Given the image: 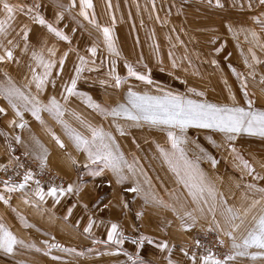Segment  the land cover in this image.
Masks as SVG:
<instances>
[{"label": "rangeland", "instance_id": "rangeland-1", "mask_svg": "<svg viewBox=\"0 0 264 264\" xmlns=\"http://www.w3.org/2000/svg\"><path fill=\"white\" fill-rule=\"evenodd\" d=\"M4 2L15 10L8 38L18 47L14 49V61L0 64V80L7 73L22 87L32 79L29 70V65L33 64L32 51H39L45 45L47 48L55 47L56 53L51 59L56 61V68L44 90L39 93V99L46 103L55 96L64 104L63 97L67 95L65 85L70 86L75 69L80 66V58L83 57L88 63L84 66L76 87V91L82 95L68 97L65 105L68 111L63 119L85 135L90 134L71 113L80 116L86 123L111 132L125 157L130 161L135 157L139 161L144 175L138 173L135 178L129 175L128 180L122 184L116 183V177L109 170L95 176L89 175V170L82 167L83 154L76 152L62 127L47 113H42V117L52 132L64 141L63 149L29 112H25L23 118L27 128L10 126L13 119H16L17 124L21 121L15 117L7 100L0 97V108L6 110V114L0 113V196L7 200V203L0 200V222L25 243L35 245V248L18 245L11 256L0 253V264H133V260L136 264H166L169 259L175 258L176 261L179 253L184 256V261L189 259L193 254L188 251L192 241L211 236L223 237L225 249L219 244L210 245L207 242H203V248H215L219 258L231 253V240L216 229L212 214L207 209L203 214L195 213L198 218L196 226L185 231L181 227V221L170 210L145 204L137 194L125 191L137 181L145 190L150 184L158 197L165 201L169 200V192L175 190L179 195L183 191L157 150V145L170 148L166 131L147 125L135 126L125 120L114 122L111 117L105 118L89 108L82 97L91 96L102 106L112 107L124 102L129 87L152 94H157L155 90L159 87L163 91L178 93L197 101L206 98L210 102L221 104L229 103V94L234 93L242 102L241 79L246 78L248 91L250 95L254 94L253 98L256 100L255 107L264 108V85L259 83L261 77H264V49L252 44L250 37L246 41L243 33L234 35L227 27L231 25L234 32L240 28L252 29L260 35V43L264 44V31L255 23V18L264 19V4L260 0H221L223 7H216L215 0L212 3L209 0H91L92 8L84 10L89 19L94 17L95 24L99 26L96 27L80 15V0H75L74 7L71 6L72 0H0V19L5 18ZM35 5H39V8ZM61 13L63 19L57 22ZM36 15L68 36V41L60 40L50 33L46 25L41 26L34 19ZM25 25L30 29L27 52L22 51L24 41L21 29ZM104 27L111 30L113 42L120 53L118 57L108 52L100 30ZM93 47L97 49L94 57L90 52ZM218 48L222 50L217 52ZM249 48H252L260 63L251 60ZM65 53L67 57L61 71L59 60ZM0 54H3L2 49ZM44 55L46 59L49 58L47 52ZM246 58L252 67L245 66ZM173 59L177 64L175 68L172 66ZM212 61L216 63L213 64ZM126 62L138 72L146 73L150 70L153 84L149 86L130 77L125 67ZM113 68L123 81L119 89L112 86L114 80L109 76ZM251 74H254V79ZM101 80L107 83L102 85ZM189 88L204 92L205 97L193 95L188 91ZM30 90L37 94L34 83ZM114 123L123 126L125 135H120ZM26 129L27 152L23 149V143L18 144L15 140L17 136L21 138L22 131ZM186 136L188 143L182 147L188 158L197 162L215 181L217 189L224 193L229 205L240 207L244 203L241 197L245 195L248 203L253 198H259L258 194L254 196L253 193L246 192L245 185L251 183L257 188H264V179L241 174L235 167L233 155L222 134L207 129L189 128ZM32 137L39 139L48 150L47 167L43 175L39 174L40 164L34 155L40 149L35 146ZM212 141L219 147L214 146ZM55 145L59 151H55ZM233 146L253 165V175L264 177V167H261L264 164V138L242 134ZM200 149H204V152ZM205 153L217 160L215 168ZM69 154L79 160L80 165L74 168L68 158ZM29 170L33 172L35 179L40 180L45 191L49 185L66 187L68 184H80L82 190L79 194H66L58 204L52 197L39 202L38 207L31 203L25 204L23 193L7 192L3 181L11 178L12 182L19 183L23 173ZM125 174L128 175L127 172ZM34 188L35 184L30 181L27 190ZM29 198L35 200V197ZM192 207L194 206L189 203L187 210ZM70 208L72 211L69 215ZM258 212L259 208L253 214ZM21 217L33 227H26ZM90 218L95 223L91 232L85 233L83 230ZM216 219L224 230H231L219 211ZM250 220L251 216L235 233L238 241L246 235ZM111 223L118 224L119 230L128 238L122 245L107 241ZM234 223L240 224V221ZM209 228L212 230L209 231ZM141 236L150 237L154 243L145 242L142 248L138 247L133 241L139 240ZM161 241L168 242L170 254L155 247ZM51 244H59L61 247L49 248L48 245ZM64 249H76V252H83L84 255L79 256ZM184 251L189 255L185 256ZM259 251L261 250L251 248L248 250L249 256L237 257L229 264H264V259L250 258L251 254ZM199 257L197 255V260ZM184 261L181 264H186Z\"/></svg>", "mask_w": 264, "mask_h": 264}, {"label": "snow or ice", "instance_id": "snow-or-ice-1", "mask_svg": "<svg viewBox=\"0 0 264 264\" xmlns=\"http://www.w3.org/2000/svg\"><path fill=\"white\" fill-rule=\"evenodd\" d=\"M209 3H212V0H209ZM260 3L264 4V0H260ZM215 5L216 7H223L221 0H215ZM71 6H75V0H72ZM35 7L39 8V5H35ZM249 7H251V4H249ZM80 8V15L83 16L85 20H88L89 23L99 27L95 24L94 17L89 19L88 13L84 10L85 8H92L91 0H80ZM14 11V8L9 3H3V14L5 18L0 19V49L3 50V54H0V64L6 61H14L15 59L14 49L18 47V45H16L12 39L8 38L11 34L12 21H14ZM29 11L31 12L32 10L29 9ZM34 19L41 26L46 25L48 31L53 33L60 40L68 41V36L52 24L47 23L43 17L36 15ZM61 19H63L62 13L58 15L57 22ZM255 23L259 25L261 31H264V19L255 18ZM227 27L228 31L232 32L234 35L243 33L246 41H248L250 37V42L252 44L264 49V44L260 43L261 37L256 31L240 28L234 32L231 25ZM100 30L103 33L104 42L109 54L118 57L120 53L113 42L111 30L108 27H104ZM21 32L23 33L22 39L24 41L22 51L27 52L29 48L28 38L30 29L25 25L24 28L21 29ZM221 50L222 49L218 48L216 51L219 52ZM248 51L251 53V60L253 62H261L257 60L252 48H249ZM45 52L48 53L49 58L47 59L44 55ZM90 52L94 57L97 49L93 47L90 49ZM55 53V47L47 48L46 45L39 51H32L31 59L33 64L29 65L32 79L31 81H26L22 87L18 86L7 73H4V78L0 80V97L7 100L15 117L19 118L21 121L17 124L16 119H13L10 122V126L15 125L23 129L25 127V123L23 122L24 113L29 112L52 136L56 144L63 149L65 148L64 141L52 132V129L42 117V113H47L62 127L76 152L83 154L84 162L82 167L89 170V175L95 176L104 170H109L116 177L117 184H122L127 181L129 175L133 178H135L138 173L144 175L143 168L139 164V161L135 157H133L131 161L125 157L111 132H106L103 127L86 123L80 116L71 113L90 134L85 135L73 128L63 119L65 113L68 111L65 106L68 97L82 95L76 91V87L77 81L84 71V66L88 63L83 57L80 58V66L75 69V76L71 79L70 86L65 85V92L67 95L63 97L65 101L64 104H61L55 96L51 97L46 103L39 99V93L44 90L52 76L53 69L56 68V61L51 59V57L55 56ZM169 55L171 58V53ZM66 57L67 53L59 60L61 71ZM244 62L246 67H252V64L249 63L247 58ZM114 63L115 61H113V64ZM212 63L215 64L216 62L212 61ZM172 66L173 68L177 67L174 59L172 60ZM125 67L130 77H135L136 80L149 86L153 84L150 70L146 73L138 72L127 62ZM38 69L42 71H38ZM57 75H59V72ZM251 75H253L254 79V74ZM109 76L114 80L112 86L119 89L123 81L121 77L115 73L114 68L109 73ZM33 83L35 84L37 94H33L30 90ZM100 83L103 85L107 82L101 80ZM259 83L264 85V77H261ZM155 91L157 94L139 92L129 87L125 94L124 102L117 103L112 107L102 106L100 103L95 102L91 96L82 97L89 108L98 112L105 118L111 117L114 122L125 120L131 122V124L135 126L147 125L151 128H158L166 131L170 148L157 145V150L164 163L168 166L169 171L173 173L176 184L179 185L183 191L179 195L175 190L169 192L168 201L159 198L150 184L149 188L145 190L138 181L134 186L127 187L125 191L137 194L144 200L145 204H153L170 210L176 218L181 221V227L185 231H190L196 226L198 218L195 213L199 212L203 214L205 209H207V211L212 214L216 229L231 240L232 252L225 254L223 258H219L211 250H207L205 255L199 257V264H229L230 261L236 260L237 257L249 256L248 250L251 248L261 250L250 255L252 260L264 259V188H257L251 183L247 184L245 185L246 192L253 193L254 196L258 194L259 198H253L251 202L248 203V197L245 195L241 197L244 203H242L240 207L229 205L224 193L217 189L215 181L200 168L197 162H193L188 158L184 147H182L188 143L186 132L189 128L207 129L220 133L224 136L225 142L233 155L235 167L241 174L253 176L254 179H264V177L253 175L255 173L253 165L238 152L235 146H233L236 139L242 134L264 138V108L255 107L256 100L253 98L254 94L250 95L248 91L246 78L241 79L240 91L243 96L242 102L237 99L234 93L229 94V103L221 104L210 102L206 98L197 101L178 93L174 94L171 91H163L159 87H157ZM188 91L197 97H205V93L202 91H196L193 88H189ZM262 91H264V89H262ZM0 113L6 114V110L0 108ZM114 126L121 136L125 135V129L122 125L114 123ZM15 140L18 144L22 142L19 136H17ZM32 140L35 146L40 149V151L34 153V155L35 159H37L40 164L41 171L39 174L43 175V171L47 167L48 150L36 137H32ZM212 143L214 146L219 147L214 141H212ZM200 151L203 153L204 149H200ZM205 155L207 156L206 153ZM68 158L74 168L80 165V161L71 156V154H69ZM207 158L211 161L212 167L215 168L217 160L211 156H207ZM261 167H264V164H261ZM126 172L128 175L125 174ZM17 175H20V173H17ZM30 181L35 184V188L28 191L27 189L29 188ZM3 185L5 190L9 193L22 192L23 202L25 204H34L37 207L39 206V202H45L46 197H52L55 203L58 204L60 199L66 194H79L82 190V185L80 184H68L66 187L63 185H49L45 191L44 187L41 186L40 180L35 179L33 172L30 170L23 173L21 182L14 183L11 178H9V180L3 181ZM29 197H35V200ZM0 200L7 203L4 196H0ZM189 203L194 206L191 210H187V205ZM85 207H87V205H85ZM125 207H127V205H125ZM257 208H259V212L253 214L254 210ZM71 211V208L68 209L69 215ZM217 211H219L220 216L224 219V223L230 226V231L224 230L220 221L216 219ZM249 216H251V220L249 221L250 227L247 228L246 235L238 241L235 233ZM20 219L26 227H33V225L28 224L24 220V217ZM237 220L240 221V224L234 223ZM94 223L95 221L90 218L88 225L83 231L85 233H90ZM211 230L212 229L209 228V231ZM127 239L128 238L123 232L119 230L118 224L111 223L110 230L107 232V241L119 246ZM145 242L148 244L154 243V241L147 236H141L139 240L133 241V243L141 248ZM94 243H99V241H94ZM220 244L223 245L222 240ZM18 245L25 248H35L34 244L25 243L24 240L14 235L4 223L0 222V253L11 256L14 254V250ZM196 246L197 248L202 247L199 240H196ZM48 247L60 248L61 246L59 244H51L48 245ZM155 247L159 248L162 252L168 251L169 254L171 253L167 241H161L155 244ZM36 251H39V249H36ZM64 251L73 252L79 256L84 255L83 252H76V249H64ZM184 255L188 256L189 254L187 251H184ZM53 259H58V257H53ZM129 259L133 260L131 256H129ZM189 259H191L192 264H197V255L195 253H193ZM133 264H136L135 260H133ZM168 264H172L170 259Z\"/></svg>", "mask_w": 264, "mask_h": 264}, {"label": "built area", "instance_id": "built-area-1", "mask_svg": "<svg viewBox=\"0 0 264 264\" xmlns=\"http://www.w3.org/2000/svg\"><path fill=\"white\" fill-rule=\"evenodd\" d=\"M196 240H199L201 245L203 244V242H207L210 245H212L213 243L214 244L216 243V244H219V246L221 248L225 249V247H224L225 240L223 239V237H220V236L200 237V238H197ZM196 240L192 241V244L188 247V251L190 253H195L199 256H202V255H205L207 253V250H211L216 255V249L215 248H214L215 250L212 248H209V249H205L203 247L197 248ZM221 240L223 241V245L220 244ZM217 254H220V252Z\"/></svg>", "mask_w": 264, "mask_h": 264}, {"label": "crops", "instance_id": "crops-1", "mask_svg": "<svg viewBox=\"0 0 264 264\" xmlns=\"http://www.w3.org/2000/svg\"><path fill=\"white\" fill-rule=\"evenodd\" d=\"M25 127L27 128V126H25ZM21 139H22V143H23V149L27 152V129L22 131V137H21ZM54 148H55V151H59L57 149V145H55ZM182 260L184 261V256L181 253H179L178 254V259L175 261V258H173L171 261H172V264H179V263L181 264L182 263ZM184 263H186V264H192V261H191V259H188L187 258L184 261ZM166 264H168V261H167ZM197 264H199V260H197Z\"/></svg>", "mask_w": 264, "mask_h": 264}]
</instances>
